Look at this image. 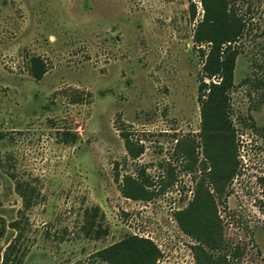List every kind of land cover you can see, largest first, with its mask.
Listing matches in <instances>:
<instances>
[{
  "label": "rangeland",
  "instance_id": "1",
  "mask_svg": "<svg viewBox=\"0 0 264 264\" xmlns=\"http://www.w3.org/2000/svg\"><path fill=\"white\" fill-rule=\"evenodd\" d=\"M234 4L247 19L230 91L238 166L215 204L238 264H264V0ZM202 12L199 0H0L9 264H109L94 253L128 235L157 245L156 264H196L174 215L197 184L213 193L197 98L207 48L192 38ZM31 56L46 64L39 80ZM125 135L143 146L135 159ZM141 170L150 198L123 196V176Z\"/></svg>",
  "mask_w": 264,
  "mask_h": 264
},
{
  "label": "trees",
  "instance_id": "2",
  "mask_svg": "<svg viewBox=\"0 0 264 264\" xmlns=\"http://www.w3.org/2000/svg\"><path fill=\"white\" fill-rule=\"evenodd\" d=\"M199 1L203 12L195 25L192 38L198 46L205 45L207 48H199L202 77L198 84L197 98L200 104L201 131L206 144L204 152L213 164L207 173L213 193L202 183L197 184L188 205L176 211L174 217L182 231L197 242L191 247L196 264H238L241 256L239 246L230 247L224 241L215 198L224 193L226 182L235 175L238 166V146L230 118V91L234 86V69L239 53L236 43L246 30L247 19L239 13L235 0ZM190 9L193 17V3ZM28 65L29 74L35 80L41 79L47 70L44 60L39 56H31ZM261 84H264L263 81H258L257 85ZM125 148L132 159L143 152V146L134 145L127 135ZM259 180L264 187V176ZM148 183L141 170L136 177L124 175L120 191L130 199H148ZM94 254L109 264H156L160 250L147 237L128 235ZM0 261L1 264H9L6 252L2 256L0 253ZM15 262L20 264L19 260Z\"/></svg>",
  "mask_w": 264,
  "mask_h": 264
}]
</instances>
